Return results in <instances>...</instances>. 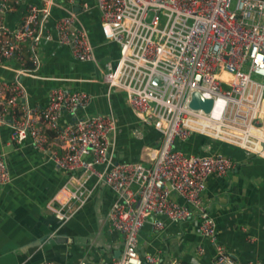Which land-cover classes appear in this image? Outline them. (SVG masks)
<instances>
[{
	"label": "built area",
	"instance_id": "obj_1",
	"mask_svg": "<svg viewBox=\"0 0 264 264\" xmlns=\"http://www.w3.org/2000/svg\"><path fill=\"white\" fill-rule=\"evenodd\" d=\"M8 1L17 0H0V67L11 70L0 75V184L11 178L5 147L26 142L70 172L50 204L59 220L89 195L84 185L89 177L117 196L105 218L122 234L120 254L108 263L81 258L75 264L157 263L154 254H138L137 235L146 220L160 228V216L195 218L197 232L212 247L211 264H260L241 261L224 248L202 201L207 177L229 171L231 157L219 149L186 151L173 145L201 135L264 157V0H234L232 7L231 0H92L102 38L118 47L114 60L101 62L78 11L70 6L84 11L91 4L30 3L10 27L3 20L11 9ZM53 6L64 13L53 19L52 34L45 24ZM51 38L67 46L74 59L93 62L107 91H124L138 122L160 133V141L146 145L142 158H115V116L111 111L83 114L90 100L85 90L52 85L43 105L30 103L22 77L36 75V46ZM10 58L18 64L7 66ZM193 91L211 99L207 110L189 105ZM196 251H202L201 245ZM30 264L61 263L40 259ZM168 264L187 263L170 259Z\"/></svg>",
	"mask_w": 264,
	"mask_h": 264
},
{
	"label": "crops",
	"instance_id": "obj_2",
	"mask_svg": "<svg viewBox=\"0 0 264 264\" xmlns=\"http://www.w3.org/2000/svg\"><path fill=\"white\" fill-rule=\"evenodd\" d=\"M78 1L91 4L84 11H79L76 4L70 6L71 9L77 6L78 18L88 30L97 61L114 60L118 55L117 44L102 38L92 0ZM8 2L11 9L3 15V20L10 27L19 23L26 5L42 4V0ZM63 4L68 6L66 2ZM51 11L45 29L53 34V19L62 15L64 9L53 6ZM36 50L39 59L34 70L36 75L22 77L31 104L43 105L52 85L85 90L90 100L81 110L83 114L111 111L115 116L113 153L116 159H140L146 145L160 141L161 135L156 129L138 122L124 91L117 88L107 91L102 74L93 62L74 59L67 46L53 38L41 40ZM4 63L14 67L18 61L10 58ZM23 65H29L28 61ZM10 71L0 67V75L6 76ZM67 117L64 112L61 114L62 119ZM1 133L2 137L6 136L5 127ZM188 144L193 151L219 149L231 157L233 166L229 171L207 177L202 201L214 218L216 236L224 248L241 261L258 260L264 264V157L227 143L209 141L201 135L189 137ZM5 151L11 178L0 184V264H30L40 259L75 264L81 258L108 263L120 254L122 234L105 218L110 203L117 198L115 192L89 177L84 180V185L91 190L89 195L68 218L59 220L50 204L70 172L56 166L30 143L11 144ZM159 218L160 228L153 227L148 220L140 227L137 252L141 257L154 254L155 264H168L170 259L187 264H211L212 247L197 232L195 218ZM196 245H201L200 253ZM142 264L151 263L143 261Z\"/></svg>",
	"mask_w": 264,
	"mask_h": 264
},
{
	"label": "water",
	"instance_id": "obj_3",
	"mask_svg": "<svg viewBox=\"0 0 264 264\" xmlns=\"http://www.w3.org/2000/svg\"><path fill=\"white\" fill-rule=\"evenodd\" d=\"M73 10L77 9L76 5L72 6ZM153 81H158L157 78L153 77ZM211 99L202 97L197 91H193L190 96L189 105L192 107H200L203 110H207L210 106Z\"/></svg>",
	"mask_w": 264,
	"mask_h": 264
},
{
	"label": "trees",
	"instance_id": "obj_4",
	"mask_svg": "<svg viewBox=\"0 0 264 264\" xmlns=\"http://www.w3.org/2000/svg\"><path fill=\"white\" fill-rule=\"evenodd\" d=\"M201 138V137H200ZM174 147H180L186 151L188 150H191L189 144H188V139L187 140H184V141H179V140H175L174 142ZM187 147H188V150H187ZM193 151V150H192Z\"/></svg>",
	"mask_w": 264,
	"mask_h": 264
},
{
	"label": "rangeland",
	"instance_id": "obj_5",
	"mask_svg": "<svg viewBox=\"0 0 264 264\" xmlns=\"http://www.w3.org/2000/svg\"><path fill=\"white\" fill-rule=\"evenodd\" d=\"M233 1H234V0H231V7H232V5H233Z\"/></svg>",
	"mask_w": 264,
	"mask_h": 264
}]
</instances>
